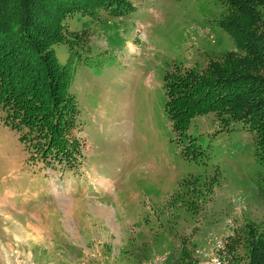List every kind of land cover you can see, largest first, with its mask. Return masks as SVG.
I'll return each instance as SVG.
<instances>
[{"label":"rangeland","instance_id":"1","mask_svg":"<svg viewBox=\"0 0 264 264\" xmlns=\"http://www.w3.org/2000/svg\"><path fill=\"white\" fill-rule=\"evenodd\" d=\"M130 1L132 10L123 13L69 14L67 35L78 32L74 44L54 46L59 62L73 71L76 166L39 158L37 140H21L29 130L7 125L0 109V264H144L166 253L149 258L138 243L135 248L126 220L147 223L150 206L152 230L161 219L169 235L182 232L186 252L180 246L169 259L166 254L167 264H206L200 251L219 237L227 241L224 264H239L247 225L264 231V162L255 130L222 122L211 111L193 117L180 135L166 111L167 70L203 69L238 51L219 24L227 7L219 0ZM68 187L82 210L98 200L116 219L102 212L86 224L76 214L67 217L47 198ZM27 223L42 225L36 226L41 233Z\"/></svg>","mask_w":264,"mask_h":264},{"label":"trees","instance_id":"2","mask_svg":"<svg viewBox=\"0 0 264 264\" xmlns=\"http://www.w3.org/2000/svg\"><path fill=\"white\" fill-rule=\"evenodd\" d=\"M219 1L227 7L219 24L238 51L210 60L203 69L176 65L167 70L166 111L180 135L193 117L211 111L222 122L249 126L264 162V0ZM132 8L130 0H0V109L7 125L29 130L21 140H37L39 158L56 157L73 167L81 154L79 141L70 135L79 124L77 101L70 92L73 71L59 62L54 47L76 39L78 32L71 33L73 39L67 35L66 17ZM247 226V251L239 264H264V231Z\"/></svg>","mask_w":264,"mask_h":264},{"label":"crops","instance_id":"3","mask_svg":"<svg viewBox=\"0 0 264 264\" xmlns=\"http://www.w3.org/2000/svg\"><path fill=\"white\" fill-rule=\"evenodd\" d=\"M134 48L135 47L132 44V47L130 50H134ZM42 185L47 186V183L43 181ZM179 186H180V183H179ZM179 186H178V189H179ZM37 192L38 190L35 191V193ZM53 194L54 195H52V197L47 198V201L50 202L49 204H54L55 206L56 205L62 206L63 207L62 209L65 211L64 213L67 217L73 218V215L76 214L79 218H83V220H79V221L83 222L84 224H86V222L89 220L90 215L92 214L95 215L100 212H102L101 217H103L104 219H108L111 222L115 218L113 216V212L111 211V209L106 204H103L98 200L95 202H89V203L84 204L86 209L82 210L81 209L82 205L77 204V201H75L73 197L71 198L72 191H70L69 187L66 188V190L61 191V192L58 190H55ZM8 195H9V192L3 193V197L5 199L7 198ZM49 209L51 210L50 216H52L53 218L57 217L55 216L56 211H53V209L51 208ZM149 209H150L149 213H153V214L150 215V220L147 223L143 221L144 217L142 219L139 218L137 220H130V219L126 220L127 226L130 227L128 231L130 232V235L132 236L131 240H133V243L135 244V248H138L139 246L140 248H145L147 250V257L149 258H152V254L154 255L158 251V253H163V252L166 253L169 259V254L174 249H177V248L179 249L180 246L182 248L181 250L183 251L182 254H184V250H183L184 243L180 238L182 232H180L181 234L175 233V234L169 235V233L166 232L165 227L160 225L161 219H159L160 221H159V226H157V229L152 230L153 228L152 223H153V218L155 217V213L153 212V209L151 208V206L149 207ZM149 213H147V215ZM27 224H28L27 229H31L32 231H35V232L41 231L39 229H36V226L41 229L42 225L39 226L38 224H35V223H31V224L27 223ZM53 224L59 225L58 220L57 222ZM51 231L55 232V228L52 227ZM153 231H154V234H152ZM28 233L30 234V238L33 239L35 242H37V238L39 237L36 236V238H34L32 237L33 234L31 232H28ZM61 233L66 236L63 230L61 231ZM195 241L198 242L197 240ZM38 242H40L39 239H38ZM137 243L139 244V246L136 245ZM34 244H37V243H34ZM34 247L35 246H33V248ZM35 256H38V255H35ZM185 256H187V254ZM49 259H52V258H49ZM168 259H167V263H168ZM136 260H137L136 262L138 263L139 258H137ZM184 260L186 261L187 258L185 257ZM34 261L35 263L41 264L38 259ZM67 262L66 263L64 262V263L69 264ZM43 263L44 261L42 260V264Z\"/></svg>","mask_w":264,"mask_h":264},{"label":"built area","instance_id":"4","mask_svg":"<svg viewBox=\"0 0 264 264\" xmlns=\"http://www.w3.org/2000/svg\"><path fill=\"white\" fill-rule=\"evenodd\" d=\"M226 243L227 241L223 237H219L210 241L209 251L204 249L200 251L201 255L204 254L207 257L206 264H224L227 254ZM144 264H167V255L155 257Z\"/></svg>","mask_w":264,"mask_h":264}]
</instances>
